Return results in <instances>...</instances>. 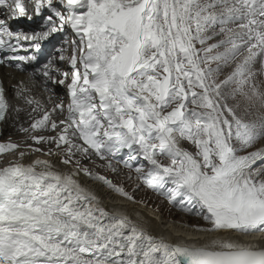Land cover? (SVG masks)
Listing matches in <instances>:
<instances>
[{
	"label": "snow or ice",
	"instance_id": "snow-or-ice-1",
	"mask_svg": "<svg viewBox=\"0 0 264 264\" xmlns=\"http://www.w3.org/2000/svg\"><path fill=\"white\" fill-rule=\"evenodd\" d=\"M45 10L46 31L11 27ZM67 29L40 64L41 42ZM14 61L68 103L14 85L31 143L0 141V264H264V0H0V65ZM23 111L0 81V123ZM93 157L202 218L184 226L207 242L107 209L81 174L145 201Z\"/></svg>",
	"mask_w": 264,
	"mask_h": 264
},
{
	"label": "bare ground",
	"instance_id": "bare-ground-1",
	"mask_svg": "<svg viewBox=\"0 0 264 264\" xmlns=\"http://www.w3.org/2000/svg\"><path fill=\"white\" fill-rule=\"evenodd\" d=\"M24 19V18H23ZM31 23H27L30 26H34L38 24L34 21V16ZM28 31V30H24ZM29 32V31H28ZM67 34L66 37L72 38L73 33L70 29L65 31ZM63 33H54L48 40L41 42V51L38 54V59L42 56L43 53L47 54V59L45 61L39 60L40 64L45 63L49 57L56 55V49L61 47L64 38L62 37ZM218 39V37H217ZM215 40L209 41V43H214ZM29 53L21 51L20 55H27ZM17 62H12L11 66H2L0 68V76L3 82V85L6 89V94L9 102L15 107L19 106L25 111L17 114L15 112L12 113L11 118L6 122L0 123V141H6L9 137L17 143L26 142L31 143V141H25V133L18 131V127L20 124H23L25 127L28 126V116L27 112L31 111V106L26 105L22 99L16 97L15 92L16 88L14 85H18L21 81L24 82L25 86L32 90V95L37 99L42 100L46 106H50L53 102H59L63 99L65 104L68 103V96L66 90L64 89L65 95L62 96L60 94H54L53 92L49 93L45 91L42 83V77H30L29 73L33 72L38 64L28 63L24 65L25 70H19L15 67ZM56 91L59 89V85H50ZM51 96V101H49V97ZM13 117V118H12ZM7 159H11L12 157L7 153L4 154ZM34 157H28L25 159V163H28ZM55 163L58 164V158H52ZM83 160L82 163L89 166L94 165L95 171L99 172L102 175L107 176L113 182H124L127 179V174H119L116 176L115 173L111 172L107 167H98V165L103 164V161L96 160L93 157L92 161L85 162ZM2 163V161H0ZM88 163V164H87ZM119 168V166H118ZM121 169V168H120ZM122 171V170H120ZM121 173V172H120ZM80 180L87 187L91 188L98 196L101 197L102 203L109 210H119L124 211L126 214L130 215L133 219H143L147 226L153 231L154 234L163 235L165 239L170 242H197L204 243L207 242L204 238V234L196 232L191 227H185L184 225H191L188 222V219H172L167 218L165 213H162L158 208H154L151 205L145 203H133L122 198L120 195L112 192L106 186H102L98 184L96 181L88 179L81 174ZM136 200L139 201L141 198L136 197ZM200 225V224H199ZM204 227H208V225H201Z\"/></svg>",
	"mask_w": 264,
	"mask_h": 264
},
{
	"label": "rangeland",
	"instance_id": "rangeland-1",
	"mask_svg": "<svg viewBox=\"0 0 264 264\" xmlns=\"http://www.w3.org/2000/svg\"><path fill=\"white\" fill-rule=\"evenodd\" d=\"M199 47V45H197ZM54 94H60L62 96H66L64 92V88L62 86H59V89L56 91H53ZM63 100V99H61ZM13 118V117H12ZM126 154V152H125ZM96 160H99L98 158H95ZM85 162H88L86 160ZM115 163V161H113ZM88 164V163H87ZM119 166V169L122 171H119L115 173L116 176H119V174H127V179H128V172L129 170L126 168H123L122 165H117ZM91 169L95 171L94 165L90 166ZM121 172V173H120ZM133 179L132 180H126L124 182H114L117 184H123V186L128 190L129 192H132L135 197L141 198V200H144L147 204L151 205L154 208H158L162 213H165L167 218H172V219H188V222L190 224H200V225H207L205 221L202 220V218L195 217L193 215L181 212L178 208L173 207L170 205L167 201V199L164 196L159 195L156 192H153L151 189H148L142 181H139L135 177V173L133 172ZM136 185H139V188H136Z\"/></svg>",
	"mask_w": 264,
	"mask_h": 264
}]
</instances>
